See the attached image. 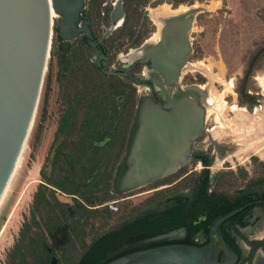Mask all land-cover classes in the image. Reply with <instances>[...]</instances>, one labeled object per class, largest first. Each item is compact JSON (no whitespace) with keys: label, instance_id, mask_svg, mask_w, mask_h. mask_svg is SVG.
<instances>
[{"label":"water","instance_id":"water-1","mask_svg":"<svg viewBox=\"0 0 264 264\" xmlns=\"http://www.w3.org/2000/svg\"><path fill=\"white\" fill-rule=\"evenodd\" d=\"M120 4L117 0L109 15V27L93 43L88 23L81 15L83 0H0V199L30 127L53 25L62 50L70 41L84 35L95 67L105 76L124 78L130 66L147 65L148 71L143 69L139 78L132 79L158 89L159 94L154 98L145 87L137 86L124 149L111 176V193L127 194L173 175L188 164L196 141L204 133L209 136L208 143L215 150L219 148V141H214L204 127L205 87L179 84L183 70L190 68L187 59L192 52L189 37L192 24L198 14L208 12L207 6H189L160 18L155 41L145 40L128 51L121 59L124 64L121 69H107L101 63L108 54L98 45L121 23ZM226 144L232 154L235 145ZM235 212L216 220L213 229ZM55 236L56 232L52 240ZM222 255L232 261L236 258L223 244ZM105 264L224 263L210 246L176 245L130 253Z\"/></svg>","mask_w":264,"mask_h":264},{"label":"rangeland","instance_id":"rangeland-1","mask_svg":"<svg viewBox=\"0 0 264 264\" xmlns=\"http://www.w3.org/2000/svg\"><path fill=\"white\" fill-rule=\"evenodd\" d=\"M200 5L212 6V9L194 19L189 34L192 52L187 63L190 68L187 66L183 70L179 82L205 87L206 100L210 96L212 99L211 104L205 105L204 127L214 141L229 142L237 134L241 135L247 126L254 128L264 120V0H124L123 24L103 43L109 55L104 65L107 69L123 66L121 59L128 51L155 37L157 29L150 19L152 10L160 7L177 10ZM98 8L93 7L90 14L91 30L97 38L107 28L105 19H100L98 15ZM53 27L30 127L17 165L0 199V264H5V255L17 240L21 225L28 222L33 214L38 216L32 211L33 195L45 184L42 177L52 176L53 136L59 115L65 107L64 88L58 79V40ZM120 29L121 32L117 33ZM78 44L74 42L70 50L73 51ZM84 55L93 62L92 54L85 49ZM255 55L257 58L244 86L246 93L255 99V105L248 108L239 103L238 91L248 62ZM192 67L197 68L191 72ZM132 87L137 96V85L132 83ZM215 98L220 100L222 107L214 105ZM233 109L241 112H233ZM202 139L206 143L209 136L199 138ZM232 156L234 160L230 165L237 170L238 185H242L247 178L252 179L253 175L264 173V149L259 153L249 151L237 158L234 154ZM46 187L54 191L58 202L73 210L68 196L48 185ZM147 188L150 185L122 195L108 192L89 196L83 192L82 197L77 198L82 202L80 208L73 215L66 214L61 225L47 237L48 264H72L87 243L108 226L107 220L114 218L103 205ZM58 230L62 239L56 235L52 240Z\"/></svg>","mask_w":264,"mask_h":264},{"label":"flooded vegetation","instance_id":"flooded-vegetation-1","mask_svg":"<svg viewBox=\"0 0 264 264\" xmlns=\"http://www.w3.org/2000/svg\"><path fill=\"white\" fill-rule=\"evenodd\" d=\"M120 1L123 19L118 28L122 26L125 16L124 0ZM116 2L83 0L81 15L88 23L93 43H97L103 34L97 38L91 30L93 7H99L98 15L100 19H105L108 28L109 15ZM158 9H168L170 12L178 10L160 7L150 12L157 32L159 26L153 20V12ZM110 35L101 40L99 49L105 50L103 43ZM156 39L157 33L151 41ZM57 40L61 51L70 50L74 42L84 41L86 44L84 35H80L62 50L58 35ZM104 64L105 61L101 63L103 67ZM143 69L148 71L149 68L147 65L130 66L124 79L145 87L146 92L155 98L159 94L156 87L150 83H136L132 79L135 76L139 78ZM204 136L206 133L201 137ZM198 140L188 164L173 175L150 184V188L103 205L114 218L107 220L108 226L87 243L72 264H105L130 253L176 245L210 246L217 250L219 260L224 264H264V173L253 175L250 177L252 179L247 178L242 185H238L237 170L230 165L234 159L226 142L219 141L220 146L215 150L211 143ZM69 199L73 210L67 208V212L73 215L82 202L73 196ZM234 211L237 212L213 229L216 220ZM116 226L119 227L115 229ZM56 235L62 239L59 230ZM222 244L235 255V260L225 259Z\"/></svg>","mask_w":264,"mask_h":264},{"label":"trees","instance_id":"trees-1","mask_svg":"<svg viewBox=\"0 0 264 264\" xmlns=\"http://www.w3.org/2000/svg\"><path fill=\"white\" fill-rule=\"evenodd\" d=\"M53 32L57 38L55 27ZM84 49L91 53L84 41L73 51L58 47V79L64 88L65 107L53 136L52 176L42 177L46 185L32 198V211L38 216L33 214L21 225L17 240L5 255V264L49 263L47 237L68 212L67 205L58 202L47 185L68 197L110 192L113 168L123 152L134 112L135 90L130 81L101 73L86 58ZM256 58L249 60L238 91L239 103L248 108L255 105V99L244 86Z\"/></svg>","mask_w":264,"mask_h":264},{"label":"bare ground","instance_id":"bare-ground-1","mask_svg":"<svg viewBox=\"0 0 264 264\" xmlns=\"http://www.w3.org/2000/svg\"><path fill=\"white\" fill-rule=\"evenodd\" d=\"M206 8L209 11L210 9H212V6H208ZM182 11H184V8H180L177 11H173V12L168 11V9H158V10L153 12V15H155L153 20H155V23L159 26V23H158L159 18L166 17V16H169V15H173V14H176V13H179V12H182ZM196 68L197 67H194L192 72ZM205 74H207V73H205ZM207 91H208V89H207ZM210 98L212 99V96H210ZM210 98H207V100H206L207 104H211V99ZM215 100H216V98L213 101H215ZM214 105L217 108L222 107V104H221L220 100L219 101L216 100ZM232 111L233 112H241V111H239L237 109H233ZM249 125H251V124H249ZM228 141H229L230 144L235 145V149L232 152V154H234L236 156V158L238 156L247 154L249 151H253L255 153L261 152V150L264 149V148H261V147H264V120H263V122L261 124L255 125L254 128H251V127L249 128L247 126L246 129L242 130V134L241 135L237 134V136L235 138H231ZM16 165H17V162H16ZM16 165H15V167H16ZM15 167H14V169H15Z\"/></svg>","mask_w":264,"mask_h":264}]
</instances>
